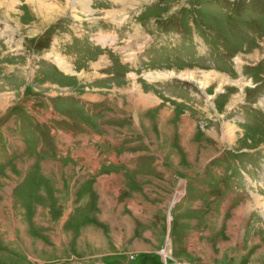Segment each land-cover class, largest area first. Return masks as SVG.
<instances>
[{
	"label": "rangeland",
	"instance_id": "374dc122",
	"mask_svg": "<svg viewBox=\"0 0 264 264\" xmlns=\"http://www.w3.org/2000/svg\"><path fill=\"white\" fill-rule=\"evenodd\" d=\"M183 1L0 0V264H264V0Z\"/></svg>",
	"mask_w": 264,
	"mask_h": 264
},
{
	"label": "crops",
	"instance_id": "0c3cea01",
	"mask_svg": "<svg viewBox=\"0 0 264 264\" xmlns=\"http://www.w3.org/2000/svg\"><path fill=\"white\" fill-rule=\"evenodd\" d=\"M38 9V8H37ZM104 79L105 78H100L99 79V81H104ZM154 90V89H153ZM95 99H98V97L96 96V95H92ZM128 97H130V98H133L136 102H138V104H137V106L139 107V103H141V105H142V107H145V106H148V107H154V106H156V105H158V104H161L160 103V99L158 98V97H156V95L155 94H147V92H146V94H145V92L143 93L142 91H140L139 93H136L135 95H131V96H129L128 95ZM86 99H87V97H85ZM116 98H118V97H116ZM98 100H100V99H98ZM81 104V103H80ZM82 105V104H81ZM120 105V104H119ZM127 110V109H126ZM136 110V109H135ZM169 110H170V107L169 106H167V105H163L162 106V108H160V109H158V110H156L155 111V114H156V116H158L157 114L159 113V115H161V121H160V123H159V126H158V128H160V129H162V128H164V121L165 120H167V119H169L170 118V120H171V124H172V126L173 127H175V129H173L172 127V129H173V132L174 133H176V130H177V128L179 129V128H181L182 129V126H181V124L177 127V122H176V118H175V114H173V115H170L169 114ZM150 111L151 112H153L154 110H152V109H150ZM175 111V110H174ZM157 112V113H156ZM177 113V112H176ZM126 114V112L124 113V115ZM139 114H142V113H140L139 112V110H137V111H134V116H133V121H134V123H135V125H136V127L137 126H139L140 127V117H139ZM123 115V116H124ZM179 116H183V114H181L180 115V113H179ZM189 116V115H188ZM111 117V116H110ZM190 117V116H189ZM183 118V117H182ZM192 118V117H191ZM149 119H148V117H146L145 115H144V120L142 119V121L145 123V122H147ZM174 120V121H173ZM131 121V120H130ZM181 123V122H180ZM125 125H127V124H125ZM146 125H147V123H146ZM148 126V125H147ZM146 126V127H147ZM166 131V130H165ZM190 131V130H189ZM167 133H171L172 134V132L170 131V130H167L166 131ZM184 133L183 134H181L182 135V139L181 140H187V138H189L190 136H191V133L193 132V131H190L189 132V134L187 133V132H185V130L183 131ZM136 133V132H135ZM180 135V134H179ZM151 136L153 137V139H152V142H154V143H156V144H158V141H157V138L153 135V134H151ZM168 139H170L169 137H167ZM187 142V141H186ZM144 143V142H143ZM142 142H141V145L143 144ZM193 149H194V147H193ZM191 149V153L188 155L189 156V158H191V159H193V155H195V154H193L192 152H195L196 150L194 149ZM201 153H203V152H201ZM200 153V154H201ZM136 157H138V155H133V154H131V155H129V157L128 158H130V160H131V162H133V165L135 166L137 163H141V160H140V158H138V160H136V162H134V161H132V159H134V158H136ZM126 158L127 157H125V158H123L124 160H126ZM161 158H163L164 159V161H165V158H164V155L163 156H161ZM113 161H116L117 160V158H113L112 159ZM144 160H142V162H143ZM159 160L157 159V162H158ZM109 162H107V164H108ZM99 164H102V166H98V163H93V164H91V168L92 169H94V171H93V173H92V180H94V182L96 183H94L96 186H97V190H98V194H101V193H103V195H105V193H106V191H107V189L109 190V189H111L112 188V186H114L115 184H117L116 183V180L115 181H111V182H109V180L111 179V178H121V179H127L128 177H132L133 175H134V172L135 171H133L132 170V175H128L127 174V172H125L124 171V169H122V168H115V169H111V170H109V169H107L106 168V166H105V168H104V163H103V161L101 162V163H99ZM159 164H160V166H159V169H163V168H165V167H163V163H161V162H159ZM168 166H169V164H168ZM139 168V167H138ZM168 169V168H167ZM170 169V173H173V170L171 169V167L169 168ZM169 169H168V171H169ZM140 170V169H139ZM138 170V174H139V176H140V178L141 179H144V186H143V188L144 189H147L149 186H153L154 184H152L153 182H154V179H156L155 177H154V175H153V177L150 175V172H149V170H146L145 172H144V170L142 169V170H140L139 171ZM91 171V169L89 168L88 169V172H90ZM166 174V173H165ZM167 174H169V172H167ZM128 175V176H127ZM169 175H171V174H169ZM146 177H152V178H149V179H151L152 181L150 182V184H146V183H148V182H145L146 181ZM97 180V181H96ZM103 180H105V181H103ZM156 188L158 187V185H154ZM153 186V187H154ZM115 187V186H114ZM159 188V187H158ZM115 188H113V190H114ZM160 189V188H159ZM151 192H153L152 190H150ZM149 196V195H148ZM157 196H155L154 197V199L157 201ZM159 202H162V201H159ZM154 203H156V202H154ZM155 204H152V207H155V208H157L156 206H154ZM132 207H133V205H132ZM133 209V208H132ZM100 226V225H99Z\"/></svg>",
	"mask_w": 264,
	"mask_h": 264
},
{
	"label": "bare ground",
	"instance_id": "6f19581e",
	"mask_svg": "<svg viewBox=\"0 0 264 264\" xmlns=\"http://www.w3.org/2000/svg\"><path fill=\"white\" fill-rule=\"evenodd\" d=\"M35 1H36V0H35ZM155 74H156V73H155ZM161 77H164V76H161ZM161 77H160V78H161Z\"/></svg>",
	"mask_w": 264,
	"mask_h": 264
}]
</instances>
